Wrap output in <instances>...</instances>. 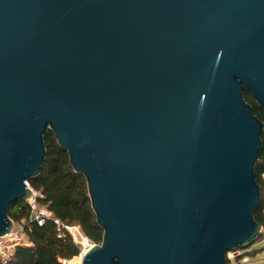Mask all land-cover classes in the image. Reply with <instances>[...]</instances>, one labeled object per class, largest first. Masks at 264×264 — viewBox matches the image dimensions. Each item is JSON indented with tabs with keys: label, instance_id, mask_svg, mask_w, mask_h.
I'll list each match as a JSON object with an SVG mask.
<instances>
[{
	"label": "water",
	"instance_id": "obj_1",
	"mask_svg": "<svg viewBox=\"0 0 264 264\" xmlns=\"http://www.w3.org/2000/svg\"><path fill=\"white\" fill-rule=\"evenodd\" d=\"M264 0H0V236L49 129L102 229L79 264H225L261 231Z\"/></svg>",
	"mask_w": 264,
	"mask_h": 264
},
{
	"label": "trees",
	"instance_id": "obj_2",
	"mask_svg": "<svg viewBox=\"0 0 264 264\" xmlns=\"http://www.w3.org/2000/svg\"><path fill=\"white\" fill-rule=\"evenodd\" d=\"M243 96L252 106L254 113L263 120V110L254 100L251 92L244 89ZM46 148L45 159L40 172L28 180L31 188L37 192L36 202L51 214L42 224L32 219L27 201L17 200L8 210L13 224L20 225L23 241L17 244L5 257L0 256V264H67L72 257L79 255L80 245L76 243L65 226H78L81 232L92 242L100 243L102 229L96 222L88 197L86 180L82 174L72 168L67 151L55 140L51 130L44 133ZM262 147L255 164V179L260 186L261 201L254 210V218L264 228V135ZM54 219H57V224ZM264 232L250 244L235 249L232 259L225 264H232L240 257V250L251 249L253 256L259 242L263 241ZM262 251V250H260ZM228 255V254H227ZM226 255V256H227Z\"/></svg>",
	"mask_w": 264,
	"mask_h": 264
},
{
	"label": "built area",
	"instance_id": "obj_3",
	"mask_svg": "<svg viewBox=\"0 0 264 264\" xmlns=\"http://www.w3.org/2000/svg\"><path fill=\"white\" fill-rule=\"evenodd\" d=\"M28 186L29 183L27 184ZM37 192L33 190V196L27 199V202L31 209L32 219L36 220L38 224H42L46 217H51L50 212L42 206H39L36 202ZM262 210L264 211V201L262 202ZM54 221L59 224L57 219ZM65 228L71 234L73 240L80 245V257L92 247V242L81 232L78 226H65ZM22 232V231H21ZM23 238L18 235L17 231L11 230L9 233L0 236V256H7L13 248L21 242ZM233 257V255H227V258Z\"/></svg>",
	"mask_w": 264,
	"mask_h": 264
},
{
	"label": "rangeland",
	"instance_id": "obj_4",
	"mask_svg": "<svg viewBox=\"0 0 264 264\" xmlns=\"http://www.w3.org/2000/svg\"><path fill=\"white\" fill-rule=\"evenodd\" d=\"M14 231H17L18 232V235L21 236V238H23V235L21 233V227L20 225H17V224H13V229ZM261 231L264 232V228L262 227L261 228ZM23 241V239L21 240ZM94 244V243H92ZM258 248H262L264 247V237H263V241L259 242L258 245H256ZM262 250V251H260ZM234 250L228 252V256L229 255H234L235 252H233ZM253 250L251 249H243V251H239L240 252V257L243 256L244 258H241V259H237L232 262V264H264V248L263 249H256L255 251L256 252H259L257 254V256H253V253H252ZM80 255H77L74 257H72L70 260H68L66 263L67 264H79L80 263V260L79 258ZM232 259V257H231Z\"/></svg>",
	"mask_w": 264,
	"mask_h": 264
},
{
	"label": "bare ground",
	"instance_id": "obj_5",
	"mask_svg": "<svg viewBox=\"0 0 264 264\" xmlns=\"http://www.w3.org/2000/svg\"><path fill=\"white\" fill-rule=\"evenodd\" d=\"M75 258V257H74ZM79 258V260H81V257H78Z\"/></svg>",
	"mask_w": 264,
	"mask_h": 264
}]
</instances>
